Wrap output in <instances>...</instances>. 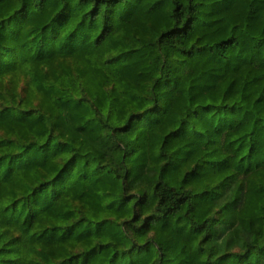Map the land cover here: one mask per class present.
<instances>
[{"label":"trees","instance_id":"obj_1","mask_svg":"<svg viewBox=\"0 0 264 264\" xmlns=\"http://www.w3.org/2000/svg\"><path fill=\"white\" fill-rule=\"evenodd\" d=\"M0 264H264V0H0Z\"/></svg>","mask_w":264,"mask_h":264}]
</instances>
